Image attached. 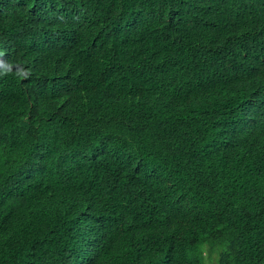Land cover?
Instances as JSON below:
<instances>
[{
  "label": "trees",
  "instance_id": "16d2710c",
  "mask_svg": "<svg viewBox=\"0 0 264 264\" xmlns=\"http://www.w3.org/2000/svg\"><path fill=\"white\" fill-rule=\"evenodd\" d=\"M264 264V0H0V264Z\"/></svg>",
  "mask_w": 264,
  "mask_h": 264
},
{
  "label": "rangeland",
  "instance_id": "374dc122",
  "mask_svg": "<svg viewBox=\"0 0 264 264\" xmlns=\"http://www.w3.org/2000/svg\"><path fill=\"white\" fill-rule=\"evenodd\" d=\"M205 264H209L208 262H206Z\"/></svg>",
  "mask_w": 264,
  "mask_h": 264
}]
</instances>
